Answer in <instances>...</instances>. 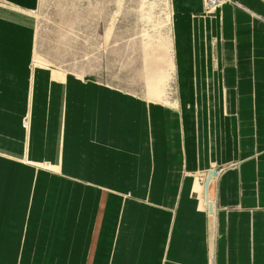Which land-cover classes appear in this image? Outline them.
I'll list each match as a JSON object with an SVG mask.
<instances>
[{"label":"crops","instance_id":"0c3cea01","mask_svg":"<svg viewBox=\"0 0 264 264\" xmlns=\"http://www.w3.org/2000/svg\"><path fill=\"white\" fill-rule=\"evenodd\" d=\"M39 2L0 0V264H264V0H170L167 102L40 64Z\"/></svg>","mask_w":264,"mask_h":264},{"label":"rangeland","instance_id":"374dc122","mask_svg":"<svg viewBox=\"0 0 264 264\" xmlns=\"http://www.w3.org/2000/svg\"><path fill=\"white\" fill-rule=\"evenodd\" d=\"M35 56L40 64L167 102L175 93L170 0H40Z\"/></svg>","mask_w":264,"mask_h":264},{"label":"built area","instance_id":"2783aa9c","mask_svg":"<svg viewBox=\"0 0 264 264\" xmlns=\"http://www.w3.org/2000/svg\"><path fill=\"white\" fill-rule=\"evenodd\" d=\"M227 0H205V14L214 15Z\"/></svg>","mask_w":264,"mask_h":264},{"label":"water","instance_id":"95a60500","mask_svg":"<svg viewBox=\"0 0 264 264\" xmlns=\"http://www.w3.org/2000/svg\"><path fill=\"white\" fill-rule=\"evenodd\" d=\"M216 175H217V171L216 170L209 171V174H208V177H207V180H206V185H208L210 180L213 177H216ZM209 208H210V211H212V205L211 204H209Z\"/></svg>","mask_w":264,"mask_h":264}]
</instances>
